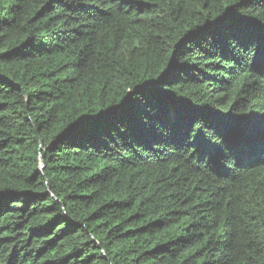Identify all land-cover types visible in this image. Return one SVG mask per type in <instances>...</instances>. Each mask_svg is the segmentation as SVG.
<instances>
[{"label": "trees", "instance_id": "1", "mask_svg": "<svg viewBox=\"0 0 264 264\" xmlns=\"http://www.w3.org/2000/svg\"><path fill=\"white\" fill-rule=\"evenodd\" d=\"M0 264H264V0H0Z\"/></svg>", "mask_w": 264, "mask_h": 264}]
</instances>
